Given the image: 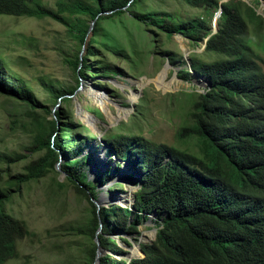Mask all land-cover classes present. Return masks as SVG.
Returning a JSON list of instances; mask_svg holds the SVG:
<instances>
[{
	"label": "trees",
	"instance_id": "trees-1",
	"mask_svg": "<svg viewBox=\"0 0 264 264\" xmlns=\"http://www.w3.org/2000/svg\"><path fill=\"white\" fill-rule=\"evenodd\" d=\"M149 1L159 0H60L56 9L39 0H0V15L50 17L67 26L80 44L91 30L99 35L102 47L117 51L111 45L112 36L96 21L106 14L128 12L167 36L175 32L195 44L203 42V50L213 56L209 60L191 57L190 67L180 69L184 80L193 76L203 78L205 84L202 91L193 93L187 123L177 131L178 139L184 143L190 139L191 144L188 140L184 147L168 145L125 130L102 138L106 154L115 161L97 182L119 175L133 181L136 189L128 206L97 207L96 186L84 170L92 165L94 153H83L97 138L74 122L68 110L55 111L49 119L42 116L32 89L0 54V95L28 105L37 128L32 143L43 151L26 173L16 175L17 183L45 176L60 157L66 158L59 163L60 169L91 205L88 218L71 227L89 239L83 247L88 264L95 259L100 264H264V72L253 40L256 35L264 37V17L243 0H183L192 7L220 10L213 30L209 19L155 11ZM89 47L87 54L93 55ZM71 65L80 82L85 58L75 57ZM98 68L97 76L117 72L113 65ZM76 88L53 90V95L62 99ZM76 127L81 130L70 134ZM9 196L0 187V264L16 256L18 242L28 235L23 221L5 209ZM99 219L101 231L96 233ZM148 219L156 231L152 241L139 243L141 257H97L95 237L103 250L118 253L120 246L111 235H138V226ZM119 238L128 243L125 237Z\"/></svg>",
	"mask_w": 264,
	"mask_h": 264
},
{
	"label": "rangeland",
	"instance_id": "rangeland-1",
	"mask_svg": "<svg viewBox=\"0 0 264 264\" xmlns=\"http://www.w3.org/2000/svg\"><path fill=\"white\" fill-rule=\"evenodd\" d=\"M57 1L60 0H39L52 9H56ZM243 1L264 17V0ZM148 4L155 11L178 12L183 18L195 14L209 19L211 28L216 29L213 19L218 18L219 10L192 7L183 0ZM86 20L90 22L89 18ZM96 22L112 36L111 45L117 51L102 47L99 35H93L91 30L85 43L80 44L67 26L50 17L0 15V54L32 89L42 116L49 119L55 111L68 110L74 122L86 126L97 138L83 153L88 150L94 153L92 165L84 170L96 186L95 201L99 206L111 203L128 206L136 189L133 181L115 175L103 184L97 182L100 173L115 161L106 154L102 138L125 130L168 145L184 147L188 140L191 144L190 139L186 143L178 139L177 131L187 123L193 93L202 91L205 84L203 78L193 76L190 81L184 80L180 69L190 67L191 57L209 60L213 56L203 50V42L195 44L175 32L167 36L162 29L139 22L128 12L106 14ZM253 40L260 57L257 62L264 72V37L256 35ZM87 46L92 47L89 48L93 55L87 54ZM75 57H84L87 65L80 82H76L71 65ZM108 65H113L117 72L95 74L94 71L101 70L98 67ZM41 80L51 86L43 85ZM72 86L77 87L73 94L62 99L54 97L53 90ZM36 129L27 104L0 95V154L11 158L0 156V187L10 195L4 203L6 211L22 220L28 229V235L17 244L16 256L1 264H88L83 247L89 245V239L71 227L88 218L91 205L60 169L59 163L66 158L60 157L55 164L58 169H51L45 176L17 183L16 175L26 173L27 166L43 153L32 143ZM78 129L81 130L76 127L70 134ZM138 231V235L123 232L111 235L120 251L108 253L102 249L99 256L109 254L112 259L127 260L141 257L139 243L152 241L156 228L148 219L138 226ZM119 237H125L128 243ZM95 262L96 259L91 264Z\"/></svg>",
	"mask_w": 264,
	"mask_h": 264
},
{
	"label": "water",
	"instance_id": "water-1",
	"mask_svg": "<svg viewBox=\"0 0 264 264\" xmlns=\"http://www.w3.org/2000/svg\"><path fill=\"white\" fill-rule=\"evenodd\" d=\"M219 12H220V10H219ZM216 21V20H215ZM93 23V21L91 22V24ZM216 25V24H215ZM214 30H215V28H214ZM57 169H58V165H56L55 166ZM94 203L97 205V207L99 206V203H98V201H95L94 200ZM101 220L99 219V228H98V230L96 231V233H99L100 231H101ZM95 241H96V243H97V257L99 256V254H100V252H101V250H102V248L99 246V242H98V238L97 237H95ZM96 264L98 263V259H96V262H95Z\"/></svg>",
	"mask_w": 264,
	"mask_h": 264
},
{
	"label": "built area",
	"instance_id": "built-area-1",
	"mask_svg": "<svg viewBox=\"0 0 264 264\" xmlns=\"http://www.w3.org/2000/svg\"><path fill=\"white\" fill-rule=\"evenodd\" d=\"M213 27H215V18L213 19Z\"/></svg>",
	"mask_w": 264,
	"mask_h": 264
},
{
	"label": "bare ground",
	"instance_id": "bare-ground-1",
	"mask_svg": "<svg viewBox=\"0 0 264 264\" xmlns=\"http://www.w3.org/2000/svg\"><path fill=\"white\" fill-rule=\"evenodd\" d=\"M165 72V71H164ZM168 86V85H167ZM165 87V86H164ZM133 98H135V95L132 96Z\"/></svg>",
	"mask_w": 264,
	"mask_h": 264
},
{
	"label": "clouds",
	"instance_id": "clouds-1",
	"mask_svg": "<svg viewBox=\"0 0 264 264\" xmlns=\"http://www.w3.org/2000/svg\"><path fill=\"white\" fill-rule=\"evenodd\" d=\"M216 24V23H215Z\"/></svg>",
	"mask_w": 264,
	"mask_h": 264
}]
</instances>
